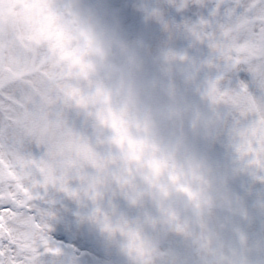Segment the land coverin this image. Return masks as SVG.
<instances>
[{
    "label": "clouds",
    "instance_id": "9594fccd",
    "mask_svg": "<svg viewBox=\"0 0 264 264\" xmlns=\"http://www.w3.org/2000/svg\"><path fill=\"white\" fill-rule=\"evenodd\" d=\"M151 10L142 6L146 20L157 19ZM50 14L55 18L50 19ZM65 51L75 53L80 63L63 59ZM0 52L6 61L19 57L29 65H41L55 75L61 88L75 90L84 99L83 107L69 100L66 111L88 125L87 138L107 161L102 174L128 181L123 191L113 183L99 186V203L114 222L120 220L113 212L119 198L143 213L140 228L152 264H167L169 257L152 238L161 232L182 237L199 264H252L253 241L241 239L239 233L228 239L233 226L215 222L222 209L232 207V201L221 189L216 165L199 148L216 138L222 122L213 110H202L159 75V61L149 62L141 42H130L118 24L105 22L74 0H0ZM187 83L196 85L197 77H188ZM101 90L107 102L98 94ZM109 112L122 118L132 138L146 141L139 162L128 158L127 144L122 150L113 143L114 131L102 122L110 119ZM53 137L56 147L51 161L72 158L64 133L54 130ZM153 159L166 164L158 177L149 166ZM88 170L101 174L90 165ZM173 175L180 185L199 194V200L177 192ZM74 185L78 187L79 182ZM161 187L168 189V196L161 194ZM177 264H184L182 258Z\"/></svg>",
    "mask_w": 264,
    "mask_h": 264
},
{
    "label": "snow or ice",
    "instance_id": "6c2138e0",
    "mask_svg": "<svg viewBox=\"0 0 264 264\" xmlns=\"http://www.w3.org/2000/svg\"><path fill=\"white\" fill-rule=\"evenodd\" d=\"M171 2L182 10L189 6L190 0ZM150 15L164 23L158 10L152 9ZM49 18L55 17L50 14ZM164 26L171 31L169 25ZM183 30L190 34L194 44L206 45L211 50L210 58L196 63L187 55L168 52L164 54L165 63L188 65L189 78L198 77L205 69L217 71L216 77L207 80L198 91L221 122L224 115L220 109H229L230 146L235 158L242 171L252 173L264 183V102L258 103L245 84L236 89L224 86L226 72L246 69L264 90V0H218L210 20L186 24ZM60 38H64L63 32ZM62 58L80 63L73 52L65 51ZM55 81V75L43 71L41 65H29L19 57L6 61L0 52V264H42L44 255L61 254L49 235L55 218L48 207L53 191L64 193L82 206L90 201L95 206L90 218L109 235L115 237L119 233L124 237L125 251L133 264H152L140 225L123 218L114 222L100 205L99 186L113 183L123 191L128 181L102 174L107 167L105 157L95 150L86 135L74 130L71 114L66 111L69 100L83 107L84 99ZM98 94L107 102V94L102 90ZM109 116L102 122L114 131L113 143L122 150L127 144L128 158L139 162L146 141L132 138L125 122L115 113L109 112ZM54 130L66 136L72 158L51 161L56 147ZM29 146L37 148L40 155H33ZM89 165L101 174L89 172ZM149 166L158 177L166 164L153 159ZM171 180L177 192L193 201L199 200V194L180 185L176 175ZM75 181L79 182L78 187H73ZM160 191L163 196L169 195L165 187ZM125 195L136 203L130 194Z\"/></svg>",
    "mask_w": 264,
    "mask_h": 264
},
{
    "label": "rangeland",
    "instance_id": "374dc122",
    "mask_svg": "<svg viewBox=\"0 0 264 264\" xmlns=\"http://www.w3.org/2000/svg\"><path fill=\"white\" fill-rule=\"evenodd\" d=\"M74 2L96 12L105 22L118 24L122 34L130 42H141L149 62L159 61L157 67L159 75L166 77L174 89L190 97L202 110H212L198 89L207 80L214 79L217 71L205 69L198 74L197 84L189 85L188 67L181 63L167 65L164 54L173 52L177 55H187L196 63L207 61L211 56V50L206 45L194 44L190 34L183 30V26L210 20L218 0L214 1L211 8L207 6L206 0H190L189 6L182 10L174 7L171 0H74ZM181 2L182 0H176V3ZM142 6L158 10L164 23L158 19L146 20L141 11ZM165 23L170 26L171 31L165 28ZM240 84L248 87L250 94L258 103L264 102V90L260 89L246 69L226 72L224 80L226 88L236 89ZM220 111L224 115V122L216 138L211 143L199 144L200 150L219 170L221 189L232 201V207L222 209L215 222L230 223L233 226V232L228 234V239H232L237 233L251 239L255 245L252 264H264V183L256 179L252 173L241 170L230 146L229 109L222 108ZM70 119L75 129L84 135L89 134L90 129L85 121L74 114ZM29 151L35 156L40 155L34 146H29ZM49 200L48 207L55 217L51 221L49 235L61 254L44 255L41 257L43 264H133L132 258L125 251L124 237L109 235L90 218L95 207L93 204L86 202V205L82 206L64 193L55 191L50 193ZM113 210L118 217L141 226L143 213L131 207L123 198L117 199ZM152 238L169 253L167 264H177L181 258L184 264H199L196 255L179 235L161 232Z\"/></svg>",
    "mask_w": 264,
    "mask_h": 264
},
{
    "label": "bare ground",
    "instance_id": "6f19581e",
    "mask_svg": "<svg viewBox=\"0 0 264 264\" xmlns=\"http://www.w3.org/2000/svg\"><path fill=\"white\" fill-rule=\"evenodd\" d=\"M215 0H206V4H207V6L209 7V8H211V6L213 5V3H215L214 2ZM50 258H52V259H54L53 257H50ZM49 258V260L51 261L52 259H50ZM43 264V263H42Z\"/></svg>",
    "mask_w": 264,
    "mask_h": 264
}]
</instances>
